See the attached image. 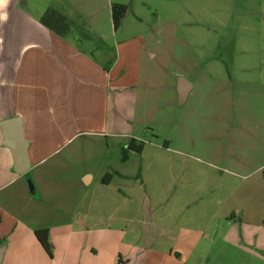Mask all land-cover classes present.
<instances>
[{
    "label": "rangeland",
    "instance_id": "rangeland-1",
    "mask_svg": "<svg viewBox=\"0 0 264 264\" xmlns=\"http://www.w3.org/2000/svg\"><path fill=\"white\" fill-rule=\"evenodd\" d=\"M70 1L114 55L109 2L128 7L117 34L128 73L112 90L107 134L7 186L5 207L37 228L125 230L185 264H264V0ZM178 77L193 88L182 105ZM133 139L141 153L128 151ZM106 166L130 179L101 186Z\"/></svg>",
    "mask_w": 264,
    "mask_h": 264
},
{
    "label": "crops",
    "instance_id": "crops-1",
    "mask_svg": "<svg viewBox=\"0 0 264 264\" xmlns=\"http://www.w3.org/2000/svg\"><path fill=\"white\" fill-rule=\"evenodd\" d=\"M67 4L73 3L0 0V123L14 117L22 120L31 169L45 164L81 137L107 134L112 90L120 74L126 76L129 69L121 64L119 30L112 29L111 34L114 55L109 47L104 48L103 41H109L110 36L88 28L83 7H77L74 14L66 9ZM112 4L110 1V12ZM110 21L113 28L112 15ZM126 144L128 151L137 153L135 139ZM102 172L101 186L109 187L115 179H130L109 166ZM28 176L14 172L13 157L3 144L0 129V239H4V243L0 240V264L186 263L173 251L158 258L151 239L139 244L128 239L125 230L84 223L37 228L33 222H25L5 207L7 197L2 193L12 183L27 184ZM81 180L90 187L96 175L85 171ZM41 229L49 230L51 256L35 236Z\"/></svg>",
    "mask_w": 264,
    "mask_h": 264
},
{
    "label": "water",
    "instance_id": "water-1",
    "mask_svg": "<svg viewBox=\"0 0 264 264\" xmlns=\"http://www.w3.org/2000/svg\"><path fill=\"white\" fill-rule=\"evenodd\" d=\"M192 86L183 77H178L176 81V92L178 102L185 103ZM3 136V144L7 147L13 157V170L17 175H27L31 169L28 156L29 144L24 136L23 122L19 117L6 119L0 123ZM31 194H35L32 181L28 180Z\"/></svg>",
    "mask_w": 264,
    "mask_h": 264
},
{
    "label": "trees",
    "instance_id": "trees-1",
    "mask_svg": "<svg viewBox=\"0 0 264 264\" xmlns=\"http://www.w3.org/2000/svg\"><path fill=\"white\" fill-rule=\"evenodd\" d=\"M128 11V7L120 4H112L111 6V15H112V22H113V29L115 32L119 30L121 27L122 21ZM130 149H133L132 147ZM137 153H141L142 147L138 149H134ZM35 236L38 242L41 244L42 248L45 252L51 256V243L49 237V230L48 229H41L35 232Z\"/></svg>",
    "mask_w": 264,
    "mask_h": 264
}]
</instances>
